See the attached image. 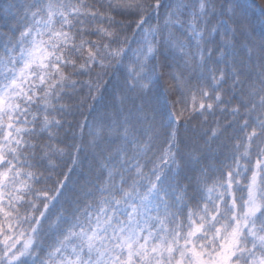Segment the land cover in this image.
Segmentation results:
<instances>
[{
  "label": "snow or ice",
  "instance_id": "1",
  "mask_svg": "<svg viewBox=\"0 0 264 264\" xmlns=\"http://www.w3.org/2000/svg\"><path fill=\"white\" fill-rule=\"evenodd\" d=\"M0 21V264H264V0Z\"/></svg>",
  "mask_w": 264,
  "mask_h": 264
},
{
  "label": "trees",
  "instance_id": "2",
  "mask_svg": "<svg viewBox=\"0 0 264 264\" xmlns=\"http://www.w3.org/2000/svg\"><path fill=\"white\" fill-rule=\"evenodd\" d=\"M6 2V0H0V7H3V3ZM7 2H11V0H7ZM2 23V21H0Z\"/></svg>",
  "mask_w": 264,
  "mask_h": 264
}]
</instances>
